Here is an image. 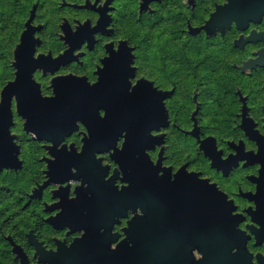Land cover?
<instances>
[{
  "label": "flooded vegetation",
  "instance_id": "obj_1",
  "mask_svg": "<svg viewBox=\"0 0 264 264\" xmlns=\"http://www.w3.org/2000/svg\"><path fill=\"white\" fill-rule=\"evenodd\" d=\"M187 178L224 195L221 223L176 215ZM129 185L166 213L150 264H198L203 241L210 264H264V0H21L0 51V264H141Z\"/></svg>",
  "mask_w": 264,
  "mask_h": 264
},
{
  "label": "water",
  "instance_id": "obj_2",
  "mask_svg": "<svg viewBox=\"0 0 264 264\" xmlns=\"http://www.w3.org/2000/svg\"><path fill=\"white\" fill-rule=\"evenodd\" d=\"M16 61L14 62V65L17 67L18 72H17V78L14 81H11L8 86H6L5 90H9L10 94V100L14 92H16V89L20 86L21 84V41L19 45L17 46L16 49ZM79 81L75 80V84H78ZM79 106L82 105L81 99L75 103ZM9 126L13 124V113L11 109V102L9 103ZM18 111L21 113V101L17 103ZM77 118L81 119V115H75L74 120L76 121ZM8 126L6 125V135L10 132L8 131ZM11 138V135H10ZM108 145H114L113 143L108 142ZM132 144V135L130 133L126 134V140L123 145L122 153L126 152ZM109 149V148H108ZM116 152V151H115ZM84 153V150L82 151V154ZM128 179V178H127ZM145 181H147L145 179ZM154 181H158L157 179H154ZM159 184L162 188V182L165 181H159ZM169 185L174 186L177 188V197L180 198V200L185 201L186 205V210L177 213L176 215L180 217H185L186 222H190L194 217H201V220L199 221L202 226V230H205L209 228L210 226H203L205 223H221V216L223 215L222 213V207L225 204V197L222 195L221 192H218L216 188L206 182L205 180H200V179H193V178H187L185 180H179V181H174L173 183H169ZM134 191V188L132 185H129L125 187L121 192L120 196L122 199L126 198H131L137 201L136 206H140L142 209L141 214H136L134 217H132L128 221V226L125 228V231L127 233V238H131L133 240V245L129 248L132 250V260L135 259L133 256H136V258L141 260V264H146L147 259V243H146V226L150 222H156V223H161L162 220H156L153 219L152 216L154 215H165L166 213L160 211H155L152 213L148 208H147V199L146 197L143 196H138L135 197L132 195V192ZM189 207V209H187ZM122 216H125L126 214H121ZM218 227V226H217ZM219 228V227H218ZM84 238H79L76 239L74 244L70 247L73 249L75 252H77L83 245H84ZM34 243V242H33ZM197 247L202 251L203 256L200 259L198 264H210L211 257H210V252H209V243L208 242H202L200 244H196ZM196 247L192 246L191 248ZM190 248V249H191ZM123 249V248H122ZM121 249V252H122ZM57 254H64V251H59ZM123 252L121 253V255ZM52 255V254H51ZM124 255V254H123ZM131 255V254H130ZM42 263H48V264H65L64 262L61 261H51V260H41ZM131 262V259H129L128 263ZM104 263V262H103ZM99 263L98 264H103ZM121 263L125 264L124 259L121 260ZM150 264V262L148 261ZM21 264H29L28 258L26 255L21 254ZM67 264V263H66ZM75 264H83L82 262H78V260H75ZM105 264H109L108 261L105 262ZM153 264H163L162 262L154 261Z\"/></svg>",
  "mask_w": 264,
  "mask_h": 264
},
{
  "label": "rangeland",
  "instance_id": "obj_3",
  "mask_svg": "<svg viewBox=\"0 0 264 264\" xmlns=\"http://www.w3.org/2000/svg\"><path fill=\"white\" fill-rule=\"evenodd\" d=\"M21 32V0H0V51L8 44L10 55Z\"/></svg>",
  "mask_w": 264,
  "mask_h": 264
},
{
  "label": "snow or ice",
  "instance_id": "obj_4",
  "mask_svg": "<svg viewBox=\"0 0 264 264\" xmlns=\"http://www.w3.org/2000/svg\"><path fill=\"white\" fill-rule=\"evenodd\" d=\"M144 79V77H137V81H141V80H143ZM137 87L139 86V84H137L136 85ZM122 144H123V142H121Z\"/></svg>",
  "mask_w": 264,
  "mask_h": 264
}]
</instances>
